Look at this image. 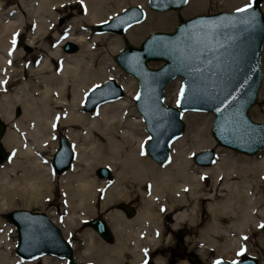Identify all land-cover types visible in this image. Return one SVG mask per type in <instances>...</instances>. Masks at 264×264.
<instances>
[{
    "label": "bare ground",
    "instance_id": "obj_1",
    "mask_svg": "<svg viewBox=\"0 0 264 264\" xmlns=\"http://www.w3.org/2000/svg\"><path fill=\"white\" fill-rule=\"evenodd\" d=\"M10 1L0 0V119L9 125L0 141L10 151L0 162V214L17 204L43 203L59 179L77 198L83 221H89L98 205L105 209L114 242L103 243L89 227L79 251L95 264H139L146 247L171 241L181 228L196 231L188 240L223 249L264 228V146L254 156L217 148L212 166L195 164L194 152L216 144L196 126L198 115L182 111L188 128L172 140L168 157L153 161L146 151L148 132L134 106L138 84L110 54L124 39L136 42L148 28L167 25L171 14H149L117 35L96 32L93 26L130 0H16L23 14L18 24L12 22L11 10H5ZM203 3L190 0L187 9ZM27 32L28 54L18 38ZM68 41L79 48L63 49ZM107 78L116 79L126 96L103 100L89 112L84 108L86 92ZM173 85L179 89L180 79L169 87ZM238 97L236 91L230 102ZM59 133L66 135L74 152L71 170L62 173L54 171L51 161ZM98 165L108 167L111 176L96 177ZM124 200L136 207L129 217ZM62 233L67 238L70 230ZM14 234V225L0 218V264H64L65 258L48 252L22 257L15 250ZM157 262L163 263L160 257Z\"/></svg>",
    "mask_w": 264,
    "mask_h": 264
},
{
    "label": "water",
    "instance_id": "obj_2",
    "mask_svg": "<svg viewBox=\"0 0 264 264\" xmlns=\"http://www.w3.org/2000/svg\"><path fill=\"white\" fill-rule=\"evenodd\" d=\"M186 1L147 0L146 3L150 9L162 11L180 9ZM261 3L262 0H251L248 4L251 7L245 12L233 9L191 15L177 22L171 30L149 31L138 44L126 41L114 53L119 67L137 79L134 104L149 134L146 151L153 160L162 162L168 157L170 142L184 130L181 110L189 108L213 112L210 131L220 145L246 154H253L264 146V120H254L249 115L262 82L264 11ZM144 14L141 6L132 4L94 28L122 33L128 25L143 19ZM63 47L73 51L77 44L68 41ZM150 60H159L160 64L150 66ZM176 76L182 79L184 96L181 98L179 92L176 106L165 104V87ZM98 85L86 94L88 99L84 101V108L87 110H93L101 101L119 97L124 92L114 78H107ZM236 91L239 97L230 102ZM5 128L0 119V137ZM57 142L51 161L54 171L62 173L70 167L74 152L66 135H59ZM6 156V149L0 144V162ZM214 156L213 147H204L194 152L192 159L198 164L209 165ZM96 173L111 176L106 166H99ZM124 207L129 215L134 212L133 208ZM5 216L16 227L15 250L22 257L32 258L48 252L65 258V264H94L74 258L71 243L46 213L14 208L6 211ZM90 224L105 240L113 239L110 227L101 217L93 218ZM217 262L259 264L254 255L217 260L215 264Z\"/></svg>",
    "mask_w": 264,
    "mask_h": 264
},
{
    "label": "rangeland",
    "instance_id": "obj_3",
    "mask_svg": "<svg viewBox=\"0 0 264 264\" xmlns=\"http://www.w3.org/2000/svg\"><path fill=\"white\" fill-rule=\"evenodd\" d=\"M146 1L147 0H144V2L141 3V2H133V1L130 0L127 3L126 2L125 3H121L117 7V10L115 11V13H117L118 11H120L121 9H123L124 7H126L128 5L138 4L139 6L142 5L143 8H144V10H145V19H142V22L137 23V24L143 23L146 20L147 16L149 14H153V13H158V15H162V14L169 13V14L172 15V18L168 21L167 25H165V26L148 28L147 30H145L140 35L141 38L139 37L138 40H136V42L135 41H130V40L128 41V39H126V41H128V42H130L132 44H138V42L149 31H152V30H171L177 22H179L182 19H184L186 17H189L191 15H194V14H197V13L215 12V11H219V10H233V9H237V8L243 7V6L247 5L250 2V0H204V3L202 4V6L196 8L194 10H190V9H187V6H188V4L190 2V0H188L187 1L188 3H186L187 5L183 6L180 9H177V10L176 9H167V10L157 11V10L150 9L147 6ZM22 6H23V4H22ZM261 7H262V9L264 11V0H262ZM5 10L6 11H10L11 10L12 13L10 15L12 16V18H11L12 22H15L16 24H18L19 21L22 20L23 14H22L21 10L19 9L16 0H12V1L8 2L7 5H6ZM71 10H73V9H71ZM73 11L75 12V9ZM115 13L109 15V17H111ZM134 25H136V24H134ZM93 30H95L96 32H98L94 28V26H93ZM125 32L123 34H125ZM110 33H114V34H117V35H123L122 33H117V32H112V31H110ZM28 34L29 33L27 32L25 34L22 33L20 36H18V38L20 39V45H19V47L22 48L23 51H26L27 54L31 50V47L29 45H26ZM126 41L124 39V41L122 42V44H124ZM56 44H57V42L54 43V45H56ZM63 45H64V43H63ZM63 45H62V47H63ZM102 46L105 47L106 45H102ZM77 47L79 48L78 45H77ZM113 55L110 54L111 59L113 58V60H114ZM114 62L116 63L115 60H114ZM159 63H160L159 60H150V61H148V64L150 66H157V65H159ZM261 65H262V82H261V85H260V88H259V91H258V97H257L255 103L249 109V115L254 120H258V121L264 120V46H263V49H262ZM122 72L126 76H131L127 72H125L124 70H122ZM174 78H172L171 79L172 81L170 80L171 82L169 81L170 83H168L166 85L165 95H164V102L167 103V104H175L176 105L177 99H178V93H179V90H180V87H181V78L179 76H176ZM177 79H180V86H179V89L174 90V87L176 85L175 86L173 85V86H170V87H169V85L173 81H176ZM105 80H103V81H105ZM103 81H101L99 83H102ZM99 83H97V84H99ZM136 83H137V79H136ZM168 89H169V92H168ZM123 95L126 96V93H124ZM175 99H176V102H175ZM89 112H92V111L89 110ZM184 112H189V113H193L195 115H198L200 118L196 121V123H195L196 126L199 128V130L201 132L206 131V132H208L209 135H211L213 137V135L211 134V131H210V124H211L212 119H213V113L211 111H206V110L205 111H202V110H190L189 109L188 111H183V113ZM14 113H15V115H19L20 114V109H16L14 111ZM182 117H183V114H182ZM184 123H185L184 131L186 132L188 126H187V123L185 122V120H184ZM5 125L7 127L9 126L7 122H5ZM60 134H63V133H59L57 135V138H58V136ZM0 142L3 144L2 140ZM215 144H216L215 145L216 147L215 146H211V147L215 148V150H216V157H217V148H228V149H231L232 151H234L237 154H244V155H247V156H254V155H256V154H254V155H252V154H246V153H243V152L240 153L239 151H236V150H234L232 148H229L227 146L220 145L216 140H215ZM57 145H58V142H57ZM3 147L6 149L7 154H8V158H9L10 151L6 148V146H4V144H3ZM216 157H215V159H216ZM191 158H192V155H191ZM193 162H194V160H193ZM156 163H158V162H156ZM1 164H3V163H1ZM212 165H210V166H212ZM99 166H102V165L96 166V168L94 170V174L96 175V177H99L100 179L106 178V177H100V175H98L96 173V169ZM71 168L70 169L68 168V169L71 170ZM56 176H59V175L56 174ZM107 179H109V178H107ZM260 182H261L260 183V188H261L262 192L264 193V174L261 175ZM123 203L125 205L129 206V207L132 206L133 209H134V211L136 212V207L133 206L134 205L133 202H127V201L124 200ZM14 208H26V209H29V210H38V211H42V212L46 213L48 215V217L52 221H54V223H56L58 226L61 227V230L62 231H63V229L70 230V233H68L66 239L71 244L74 243L76 245L75 246V249L73 247V250H74V258L76 260H78V261H91V262H94L93 260L88 259V258H86V259L85 258H81L80 255H79V251L81 249H84V247L86 245L85 242L88 240V234H87L88 228L89 227H91V228L93 227L90 224V220L93 219V218H95V217H101L102 219H104L106 221V219L104 218L105 209L102 208L100 205H98L95 208V212H94V214L92 216H90L88 222L83 221L82 218H81L82 217L81 216L82 211H80V208L77 206V198H75L72 195V193H70V191L67 188V186L62 185L61 182H60V180L58 179L56 181V183L54 184V186L52 187L51 191L48 193V195L45 196L43 203H39V204L38 203H32V204H29V205L17 204V205H14L13 207L7 209L6 211H8L10 209H14ZM6 211H4V213H1L0 214V218H2L5 223L11 225L13 223L8 218H6V216H5V212ZM123 211L129 217V214L127 213V211H126L125 208H123ZM107 224H108V222H107ZM14 228H15V226H14ZM15 230H16V228H15ZM190 232L194 233L196 231L193 230V229H190ZM190 232L188 230L184 229V228H181L180 230H178V231H176L174 233V239H172L171 241H168V242H165V241L164 242H160L156 246V248H154V246L150 245V246L146 247L144 250H146V254H147V252H149L151 250L152 251L153 250H156L157 254H159V256L157 255L155 257V260L157 261V258L158 257H160V258L161 257H165L167 255V253L169 251H171L172 247H174L176 244H178L179 241L182 240V241H187L188 246H190V249H192V250H194V249H197V250L203 249L201 251H203V253H207L206 263H207L209 257L215 256V255L224 256V257H230V258L231 257H233V258L234 257H238L239 256V253H240V250H241V248H239V247H242L244 250H246L248 252H252L258 258L259 263L264 264V228L262 230H256V229H254L253 232H252V235L250 236V238H248L247 240H245L242 243H239V244L233 246L232 248L227 247L225 249L221 248L220 247L221 245L220 246H213V245L211 246V245H207L205 243L204 244H205L206 247H201V245H198V244H202L203 242H200V241H190V240L187 239V237L189 235H191ZM97 233H98V231H97ZM63 235H64V233H63ZM13 237H16V242H17V231H16V234L13 235ZM98 237H99V240H101L103 243H107V244H111L115 240L114 239L112 242L107 241L104 238H102L99 233H98ZM243 243H245L246 246ZM96 245H100V243L97 242ZM210 247H213V250ZM218 247L221 250H219ZM236 249H238V250H236ZM225 251H228L229 254L226 253ZM55 256L57 258H60L58 255H54V257ZM127 258H129V254H126V259ZM142 261H145V257H144L143 260H141V262ZM35 264H38V263L36 262Z\"/></svg>",
    "mask_w": 264,
    "mask_h": 264
},
{
    "label": "flooded vegetation",
    "instance_id": "obj_4",
    "mask_svg": "<svg viewBox=\"0 0 264 264\" xmlns=\"http://www.w3.org/2000/svg\"><path fill=\"white\" fill-rule=\"evenodd\" d=\"M112 241V240H111ZM110 241V242H111ZM201 245V247H206L204 243L202 244H198ZM213 250V247H210ZM203 249H190V246H188L187 241H179L178 244H176L174 247H172L171 251H169L167 253V255L165 257H161L162 258V264H180L182 261L186 262V264H215V262L218 259H229L230 257H224V256H219V255H215V256H211L208 258V261L206 263V256L207 253H203V251H201ZM252 252H248L246 254H249ZM245 252L242 254V256L246 255ZM159 256V254H157L156 250H151L149 252H147V254L145 255V261L143 263H148L149 262H153L152 264H159L156 260L155 257Z\"/></svg>",
    "mask_w": 264,
    "mask_h": 264
},
{
    "label": "snow or ice",
    "instance_id": "obj_5",
    "mask_svg": "<svg viewBox=\"0 0 264 264\" xmlns=\"http://www.w3.org/2000/svg\"><path fill=\"white\" fill-rule=\"evenodd\" d=\"M81 2H83V0H81ZM249 7H251V5H247L245 8L237 9V11H239V12H245V11H247V9H248ZM97 87H99V85H97ZM183 96H184V89H183V87H182V88L180 89V97L183 98ZM136 99H138V100L140 99L139 95H137ZM217 264H219V262H217Z\"/></svg>",
    "mask_w": 264,
    "mask_h": 264
}]
</instances>
